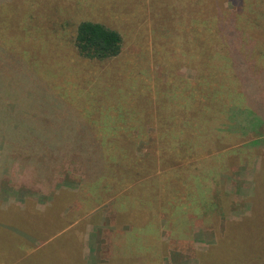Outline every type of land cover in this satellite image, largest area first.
Masks as SVG:
<instances>
[{
	"label": "rangeland",
	"instance_id": "1",
	"mask_svg": "<svg viewBox=\"0 0 264 264\" xmlns=\"http://www.w3.org/2000/svg\"><path fill=\"white\" fill-rule=\"evenodd\" d=\"M60 1L66 9L39 0L37 16L11 15L8 31L0 39L5 54L0 61L3 78L15 79L18 86L9 84L17 95L44 99L49 107L53 104L59 113L70 115V119L58 115L61 127L99 132L108 127L106 120L119 126L136 117L126 128L142 129L144 135L133 143L122 140L117 152L123 147L142 157L117 158L115 195L99 202L91 198L97 192H87L91 202L83 209L86 175L63 172L53 190L33 173L29 161L39 157H24L23 168L15 164L2 170L11 146L2 148L0 172L10 171L0 179V264H264V223L254 218L258 209L253 213L251 208L252 201L256 204L259 196L264 197V32L249 31L239 20L236 30L243 42L234 43L235 35L223 32L226 47L220 52L227 59L220 60L214 58L209 0H203L204 6L199 0ZM251 3L247 0L243 10ZM225 6L235 24L241 4L226 0ZM82 19L119 30L120 55L103 61L76 55L73 38ZM258 22L264 24L262 19ZM241 61L251 64L244 68L248 74L231 73L227 64L240 67ZM218 65L229 69L228 74L215 77ZM200 74L205 77L198 79ZM216 83L223 84L219 96L212 88ZM109 115L113 117L107 119ZM201 116L206 118L207 130L200 128L205 123ZM187 138H191L188 143H197L199 157L179 156L167 165L170 151L186 147ZM207 168L230 194L228 212L221 211L223 221L217 223V231L207 218L210 207L198 212L185 191L191 188L190 175ZM162 187L169 190L167 209H178L174 221L159 234L163 218H170L160 213ZM215 203L217 211L224 208L220 201ZM122 204L138 210L134 213L137 226L154 210L158 223L148 225L151 238L141 231L129 235V245H118L122 239L115 236L108 212L99 211ZM225 218L251 222L224 226ZM212 231L215 239L209 235Z\"/></svg>",
	"mask_w": 264,
	"mask_h": 264
},
{
	"label": "trees",
	"instance_id": "2",
	"mask_svg": "<svg viewBox=\"0 0 264 264\" xmlns=\"http://www.w3.org/2000/svg\"><path fill=\"white\" fill-rule=\"evenodd\" d=\"M227 1H230L232 4H241V6L235 11L239 16L238 20L236 14L233 16V18L237 20L235 24H233L232 19H229L230 15L227 14L228 9L227 6H225L226 0H209V4L212 7V18L214 23L212 29L214 32L212 36L215 51L214 58L220 60L227 59L225 58V52H220L222 49H224V47H226V36L223 32H232L235 35L234 43L243 42L242 33L236 30L240 29L239 20L243 21L242 25L249 31L264 32V24H261V22L257 23V21L261 19L264 21V11L261 10V4L264 3V0H253V3H251V6L248 7L247 11L243 10V6L247 5V0ZM33 2L37 5L31 7L30 5ZM51 2H56L57 5H59L58 10L64 7L60 0H49L47 5H52L53 3ZM199 2L204 6L203 0H199ZM39 5V0H0V39L3 32L8 31L6 27H8V23H10V17L13 13L17 15L28 14L29 12L31 16L34 17L35 15L37 16V13H40L38 10ZM248 18H251L253 21L248 20ZM42 19L45 20L46 18L43 17ZM73 43L76 55L87 59L103 61L120 55L123 46V36L119 30L109 27L103 22L93 19H82L76 25ZM9 54V60L12 62V65H15L14 60L16 59L13 57V53ZM4 56V52L0 50V61ZM245 57L247 56L242 53L241 58L243 61H245ZM248 65L250 66L251 64L241 61L239 63L241 68L237 67V64H233V66L230 68L231 63H228L227 67H229L231 73L235 72L237 75L242 74L244 76L248 74L246 73L247 70L244 69L248 67ZM229 69L224 70V67L218 65L216 66L213 75L217 77L223 72L224 73L222 75L228 74ZM204 77L205 76L202 77L200 74L198 79H202ZM9 82H12L18 86V84L15 82V79ZM9 82L3 78V73L0 66V150L3 152L2 148H4L6 145L11 146L10 150H8L10 152L9 158L6 159V162L2 163L0 161L1 169L4 166L15 164H18L23 168L26 166L25 159H23L24 157L29 159H32L33 157H39L40 159H32L29 161L33 168V173L37 176L40 175L44 180H39V178H37V180L40 182H46L53 190L56 188L55 181L57 180V177L63 172H71L74 174L82 173L83 175H86L82 179L87 185V189L82 196L85 198L84 201H87V203L84 204L83 209L88 207V202H91V198H95L93 201L96 200L101 202L108 199L109 197H113L115 195H113V192L118 188L117 183H119V177L117 178V181H113L116 179L114 166H120V164L117 162V158L134 159V157H136L139 159L142 157V155H132L127 149L123 147H120L117 152V148L119 147L118 143H120L122 140L133 143L138 136L140 137L141 135H144V131L142 129H138L137 132H135L132 130L134 129L133 126L128 127L130 129L126 128L127 126L131 125L134 120H136V117L135 119L129 120L132 123H129V121L126 123L121 122V125L119 126L114 125V121L110 122L109 120H106V123H104L108 125V127L103 128L102 131H99L100 133L90 131V129H85L82 127L80 129H76L74 126L70 128L61 127L58 115H65L67 116V119L71 118L70 115L59 113L56 109V106L53 104L49 107L47 104L48 102L44 99L36 100L31 98L29 95H17L18 90H16L12 84H9ZM222 85V83H216L213 85L212 88L215 95L219 96L221 94L220 92L222 90ZM26 90L29 91V89ZM200 96L201 95L198 96L196 92V100L199 101ZM109 116L107 119H111L113 117L112 115ZM201 118L202 123H204L206 118H203V116H201ZM205 123V126L203 124L200 126L202 130L208 129L206 126L208 124ZM198 131L200 130H196V133H198ZM198 137H200L199 134ZM192 138L197 141L196 137ZM190 139L191 138H187V144L185 145L186 147L180 145L177 148L178 150L173 152L170 151L169 161H166L167 165H170L173 162L176 163V160L178 159L177 157L179 156L183 158L199 157L200 154L198 155L197 143H188V140ZM45 143H48V151L43 148V145H46ZM108 151L111 153L109 154ZM143 154H145L147 157L151 156L147 152ZM234 154V151H231L230 155L234 156ZM164 156V153L160 154V159L162 162L164 161ZM158 159L155 157V160ZM137 162L139 161L137 160ZM128 163H130V161H128ZM141 169L143 171V167H141ZM9 171L10 169H8L6 173ZM176 171L179 172L180 170L176 168ZM5 174L3 171H1L0 179L3 178ZM136 174H139L138 170L136 171ZM261 175H264V172ZM160 181L165 184L164 180L160 179ZM187 184L188 187L190 186L191 188L185 191L187 192V196L191 199V201H193L194 207L198 210V212L202 211L206 207H210V210L206 212V214H208V221L213 226L216 225V231L219 230L217 223L223 221L220 214H223V212H228L227 207L230 200V194L226 193V189L221 183H219V180L216 183L215 178L212 177V173L209 172L208 168L205 172L192 173L188 178ZM134 185H136V183H134ZM263 187L262 191L264 190ZM162 188L164 189L162 192L164 195H161L160 213L163 214L164 212L165 216H169L171 220L170 218H163L164 223L162 225L164 226L159 224V234L162 232V230L168 227V223L174 221L172 220V217L176 215V210L178 209L174 206V209L173 207L171 210L167 209L168 203L170 202L168 198V196H170L168 192L169 190H166L164 187ZM99 189L100 192L101 189H103L105 193L107 191L109 196L106 198V195H103L102 192L98 193ZM63 192L67 191L63 190ZM87 192L97 193L95 196H91L88 195ZM216 192H218L219 195H214ZM69 193L70 192H68V194ZM257 194L259 196V193ZM78 195L79 193H76V196ZM219 201L222 204V207L225 209L222 208V210L218 209L217 211L216 207L218 206H216L215 202ZM256 201V204L254 201L251 203L253 213L256 212L254 210L255 208L258 209L254 218H259L264 223V197L259 196ZM151 203L152 200H150V204ZM174 204L177 203L174 201ZM186 206L188 207V204H186ZM191 206L192 205L190 203L189 207ZM114 208L115 212L112 213ZM51 209L54 208L52 207ZM105 210L108 212V216H106L113 227L112 229L117 234L115 236H117L119 239H122L118 245L123 247L125 244H128V237L132 233L139 235L141 234V231H144L142 235L147 239L153 236L149 231L148 225L153 222L158 223L157 217L154 216V210L152 214L143 216V220H139V222L144 221V223L138 226L134 222V213H137L138 210L136 209L135 212L133 207H128L122 204L120 206H113L112 208L104 207L99 212L103 215ZM170 214H172V216H170ZM228 221L232 220L225 218V222ZM241 222L248 223L251 222V219L241 220Z\"/></svg>",
	"mask_w": 264,
	"mask_h": 264
},
{
	"label": "crops",
	"instance_id": "3",
	"mask_svg": "<svg viewBox=\"0 0 264 264\" xmlns=\"http://www.w3.org/2000/svg\"><path fill=\"white\" fill-rule=\"evenodd\" d=\"M236 223H237V224H238V223H241V221H234V220H232V221H228V222H225V221H224V226H225V225L229 226V225L236 224ZM210 229H212V228H210ZM213 229H214V228H213ZM211 233H212V234H211ZM209 235H211V236L213 237V239H215V232H214V231L210 232ZM82 257H83L84 259H86L85 256H82ZM84 259H83V260H84Z\"/></svg>",
	"mask_w": 264,
	"mask_h": 264
}]
</instances>
